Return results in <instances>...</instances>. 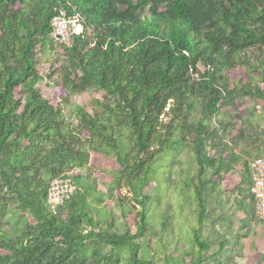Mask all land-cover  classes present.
Returning a JSON list of instances; mask_svg holds the SVG:
<instances>
[{"label": "trees", "instance_id": "trees-1", "mask_svg": "<svg viewBox=\"0 0 264 264\" xmlns=\"http://www.w3.org/2000/svg\"><path fill=\"white\" fill-rule=\"evenodd\" d=\"M61 9L81 26L68 45L51 35ZM56 72L60 81L52 84L65 97L55 106L37 85ZM86 91L102 100L92 113L71 104L72 128L64 102ZM257 100L264 102V0H0V262L79 264L90 242L125 249L132 264H184L165 249L162 262L151 255L149 196L142 191L151 181L164 187L168 171L161 167L187 142L193 172L179 182L198 205L190 264L205 262L210 245L201 224L215 193L234 196L242 228H264L250 169L264 156L252 154L264 149V125L232 123L238 101ZM90 152L115 158L109 172L114 190L126 185L132 193L133 230L126 214L122 232L104 224L89 181ZM232 175L237 183L223 190ZM61 176L76 190L52 212L47 192ZM11 204L31 218L13 239L1 224ZM257 256L262 264L264 254Z\"/></svg>", "mask_w": 264, "mask_h": 264}, {"label": "rangeland", "instance_id": "rangeland-1", "mask_svg": "<svg viewBox=\"0 0 264 264\" xmlns=\"http://www.w3.org/2000/svg\"><path fill=\"white\" fill-rule=\"evenodd\" d=\"M40 68V67H39ZM47 66L41 67V72L46 73ZM243 74V72H241ZM236 73H230V77H235ZM245 78V75L243 74ZM60 81V74L56 72L51 79H45L38 83L37 88L41 95L49 100L53 105L62 102L64 90L59 92L52 82ZM62 98V99H61ZM61 99V100H60ZM102 100V95L95 91H86L76 94H70L69 103L64 102L65 122L71 127L76 124V119L71 113V104H77L86 108L89 112L95 110V100ZM234 112L238 115L233 120L236 127L252 122V126L264 125V102L257 100L253 102L238 101ZM164 121L167 117L163 118ZM191 153L190 144L184 143L177 146L170 155V160L161 168H165L168 172L164 178V187L159 188L154 181L143 187V193L149 196V224L147 237L151 247V255H155L158 259H164L166 254L175 255L184 264H190L191 256L187 251L190 250L191 244V228L198 226L197 213L198 205L190 193H185L181 189V177H186L193 172L191 170ZM252 154L261 156L264 149L253 147ZM93 167L89 181L95 190V203L98 204L100 210L104 212L107 218L104 224H114L113 229L122 232L125 229L126 214L128 225L133 230V215H131V207L135 206L131 198L129 187L123 185L120 190H114L112 184L113 177L109 171L113 168L115 158L113 155L93 154ZM109 173H108V172ZM86 170H82L81 174H86ZM238 178L234 175L225 177L223 190L230 192L236 184ZM123 195L125 200L119 202L118 195ZM212 203L206 208V216L201 224V235L209 243V249L204 254L205 262L203 264H256L258 261V253L264 254V238L261 233L264 228L257 227L256 231L246 230L247 225L242 228L241 219L243 213L237 208L233 195H224L215 193L212 196ZM138 208V206H136ZM31 221L30 213L17 209L15 204L9 206V210L5 217L1 220L2 231L8 238H15ZM240 239V243L236 244V239ZM59 241L60 237H55ZM223 241L222 249H218V242ZM159 243H167L166 248L158 247ZM47 259V257H45ZM72 256L69 258L71 261ZM79 264H90L99 259H109L105 264H132L128 259V252L123 248H116L111 245H101L95 247L90 242L87 249L79 254L76 258ZM106 261V260H105ZM56 264V261H53ZM63 264L59 262V264ZM158 263V262H157ZM0 264H17L13 261L0 262ZM78 264V263H77ZM264 264V261L262 262Z\"/></svg>", "mask_w": 264, "mask_h": 264}, {"label": "built area", "instance_id": "built-area-1", "mask_svg": "<svg viewBox=\"0 0 264 264\" xmlns=\"http://www.w3.org/2000/svg\"><path fill=\"white\" fill-rule=\"evenodd\" d=\"M51 35L62 44H70L73 34L81 31L78 18L69 15L66 10H59L53 17ZM253 185L251 193L254 196L256 215L264 221V156L257 157L250 164ZM76 190V185L70 177L53 179L48 188L46 203L52 212H55Z\"/></svg>", "mask_w": 264, "mask_h": 264}]
</instances>
